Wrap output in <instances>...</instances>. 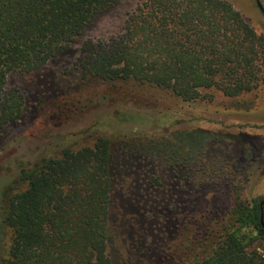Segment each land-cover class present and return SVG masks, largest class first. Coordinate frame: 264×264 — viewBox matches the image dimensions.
I'll return each instance as SVG.
<instances>
[{
	"label": "trees",
	"instance_id": "obj_1",
	"mask_svg": "<svg viewBox=\"0 0 264 264\" xmlns=\"http://www.w3.org/2000/svg\"><path fill=\"white\" fill-rule=\"evenodd\" d=\"M122 1L0 0V149L65 81L107 84L155 103L217 94L233 108L254 106L240 98L264 82V36L226 0H134L116 34L85 40L69 68L49 75L32 97L7 87L9 74L43 70ZM86 133L17 165V178L0 194V227L11 232L0 264H264L261 196L246 200L237 192L229 210L207 209L175 248L159 242L163 207L178 210L180 196L205 181L194 177L209 142L196 148L155 133L114 140ZM228 169L235 174L236 163ZM216 172L211 167L208 178ZM128 175L126 191L137 208L131 219L115 213L114 200ZM116 235L127 243L125 256L112 244Z\"/></svg>",
	"mask_w": 264,
	"mask_h": 264
},
{
	"label": "rangeland",
	"instance_id": "obj_2",
	"mask_svg": "<svg viewBox=\"0 0 264 264\" xmlns=\"http://www.w3.org/2000/svg\"><path fill=\"white\" fill-rule=\"evenodd\" d=\"M226 1L241 13L257 34L264 36V14L255 0ZM259 2L264 8V0ZM133 3L134 0H123L98 16L75 40L69 51L54 59L43 70L30 75L9 74L7 87H16L32 97L35 90L47 84L49 75L57 74L61 68H69L85 40L96 41L116 34ZM65 82L68 85H61L63 89L37 104V110L30 115L29 121L20 126L0 149V194L5 186H10L17 178L18 164H33L59 146L76 139L80 132L87 131L86 134L99 133L113 140L128 133H155L161 135L158 138L166 140L172 137L174 142L185 139L187 146L195 145L196 148L204 140L209 142L206 155L197 159L200 166L194 177L203 175L205 181L199 185L193 184L180 196L178 210L163 207L165 214H161L166 217L167 223L165 230L161 231L159 242H169L173 248L179 242L178 235L190 228L207 209L222 214L232 207L237 192L246 200L264 196V82L251 94L240 98L255 102L250 109L230 107L217 94L212 95L211 99L183 105L172 100L163 104L141 100L127 89L107 84L85 85L82 80ZM128 114H134L135 119L128 120ZM180 130L200 131V136L174 135ZM220 162L223 165L217 167ZM233 162L236 163L237 172L228 175V166ZM211 167H216L219 175L209 179L207 174ZM128 176L123 179V189L114 193V200L115 213L121 211L131 219L137 208L126 191L132 181V176ZM10 235L9 229L0 227V263L8 248ZM112 244L117 254L125 256L127 243L120 235L114 237Z\"/></svg>",
	"mask_w": 264,
	"mask_h": 264
},
{
	"label": "water",
	"instance_id": "obj_3",
	"mask_svg": "<svg viewBox=\"0 0 264 264\" xmlns=\"http://www.w3.org/2000/svg\"><path fill=\"white\" fill-rule=\"evenodd\" d=\"M258 8L261 10V12L264 14V8L260 4L259 0H255ZM263 206H264V196H261V199L259 201V208H260V215H259V221L260 224L264 227V211H263Z\"/></svg>",
	"mask_w": 264,
	"mask_h": 264
}]
</instances>
